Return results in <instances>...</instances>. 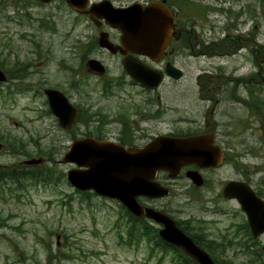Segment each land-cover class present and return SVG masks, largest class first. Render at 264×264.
Here are the masks:
<instances>
[{
    "label": "rangeland",
    "instance_id": "374dc122",
    "mask_svg": "<svg viewBox=\"0 0 264 264\" xmlns=\"http://www.w3.org/2000/svg\"><path fill=\"white\" fill-rule=\"evenodd\" d=\"M115 1L117 4H131L145 0ZM62 3L56 1L53 4L54 18L47 32H43L36 23L32 28L39 35L38 42L49 46L45 51L46 54L49 52L47 63L34 59L31 37L22 35L25 27L15 25L7 18L0 19L1 61L18 59L21 63L33 61L35 65L45 64L33 66L37 70H30V77L25 71L21 73L26 78L18 83L24 85L31 80L34 87H23L20 93H6L5 99L0 95V135L12 136L6 142L0 162L12 165L24 160L26 153L36 157L48 153L47 163L54 166L55 173L54 179L26 180L6 185L3 196H0V264H177L174 252L166 253L154 243L144 240L136 244L121 239L126 220L121 203L94 194H82L62 175L75 167L63 162L62 155L80 129L84 131L85 128L72 132L64 130L56 116L48 110L45 96L40 94L35 97V94L38 88L41 92L45 84L59 87L81 109L87 110L88 118L94 119L100 115L113 118L131 112L129 118L135 122L139 116L134 114V110L142 106L144 114L150 118L142 117L135 124L145 127L146 133L130 130L128 137L135 135L141 141L150 134L185 131L190 124L187 118L192 117V112L197 117L205 111L208 103L198 99L193 82L206 68L205 57L173 56L175 63L183 69L184 76L179 79L180 82H172L167 77L159 90L144 92L135 85L128 91L118 88L113 91L114 87H109L112 91L106 94L96 77L89 76L85 67L83 72L78 68L81 62L77 49L89 48L88 36L93 33V28L86 19L83 20L84 28L78 25L74 28L77 16ZM221 11L216 13L219 18L224 16ZM8 12L13 15L9 8L5 15H9ZM201 23L195 28L200 32L207 31V23ZM80 32L85 33L87 43L84 37L79 39ZM9 50L12 55H8ZM90 53L86 51V58ZM234 63L230 61L229 67ZM112 69L117 74L121 72L119 65L117 70L113 66ZM250 71L249 66L239 69L247 80L250 79ZM71 80L78 81L79 85L76 83L73 86ZM252 91L255 92V89ZM246 95L243 94V97ZM246 101L247 104L233 105L228 101L219 105L221 111L217 118L232 132L229 137L222 136L221 139H228L234 147L223 166L205 170L206 183L203 186H195L185 173L177 178L162 173L158 176L159 180L173 185L171 194L150 202L167 210L176 219L189 221L188 230L205 240L203 242L210 251L207 250L218 258L217 261L232 264L249 263L253 258L252 251L256 254L255 261L260 264L262 258L264 263V238L257 247L255 240L248 235L245 227L247 218L239 203L222 194L223 186L229 179H246L256 190L264 181V0H258V111L254 96H248ZM164 103L166 107L160 112L155 110ZM250 113H258V116L252 117ZM114 127L119 125L111 123L106 128H113V133H116ZM90 129L95 131L93 127ZM115 137L114 134L108 138ZM10 143L13 148H10ZM49 248L59 257L51 258Z\"/></svg>",
    "mask_w": 264,
    "mask_h": 264
},
{
    "label": "flooded vegetation",
    "instance_id": "af4514ba",
    "mask_svg": "<svg viewBox=\"0 0 264 264\" xmlns=\"http://www.w3.org/2000/svg\"><path fill=\"white\" fill-rule=\"evenodd\" d=\"M56 1L63 2V5L65 4L69 10L76 14L78 20L74 28H76V25L84 28L85 19L93 28V33L88 36L89 43H91L88 44L89 48L77 49V56L81 62V65L78 68L83 72L85 67V71H87L89 76L96 77L98 80V84L102 85V88L106 94L109 91H112L111 88L113 87V91L115 88L120 89V91H123L124 89H127L128 91L129 88H132L135 85L137 86V88L142 89L144 92L156 91L152 90L148 86H144L139 82H136L133 77L125 70L123 60L129 56L136 57L140 62L163 71H166L169 62L179 67L173 60V56L175 55L190 56L192 58H199L200 56H202L205 57V60L207 62L206 68H203V70L198 74L197 79L193 82L196 86V90L194 89V92L197 93L196 96L198 97V99H201L206 104H208L206 105L205 111L203 113L200 112L197 117H195L196 113L192 112V117L187 118L188 120H190V124L186 126L185 131L171 130L168 133L150 134V136H146V138L144 137L145 139H142L141 141H139L135 135H133V138H128L130 130L133 133L138 132L141 134V131L142 133H146L145 127H143V129L139 127L138 124H135L138 123L142 117L150 118L146 117V115L144 114L145 111H143L144 107L142 106H139L137 107L139 109L134 110V114L139 116V119H137L135 122L131 121V119L129 118L131 112L125 113V115L123 116L121 114H118L113 118H110V116L104 117L100 115V117L98 116L99 118L97 117V119H94L93 117L88 118L86 115L84 121H80L79 117L77 124L72 128L67 129L66 131L72 132L80 127H84L85 130L83 131L81 128V131L79 130L80 132L78 133L77 137L91 135L100 140H107L109 139L108 137L114 136L115 134V141L134 147L144 146L156 135H209L213 139V144H217L224 149L225 156L234 148L232 143H230L228 139H221L223 138L222 136L229 137L232 132L230 129H226L227 125L225 123L219 121V119L217 118V114L221 111V108L219 107L220 104L228 101H230L233 105L241 103L247 104L246 99L248 96H254L255 105L257 107L256 112L258 111V0H197V2L195 0L139 1L142 2L144 6L154 1L161 2L169 9V13L173 19L174 32L171 36L169 45L160 53H154L153 57L147 54H140L137 52L126 50V47L122 44L121 30L107 23L105 18L100 17L98 11H96L97 13H95V11L92 10L91 5L94 4V2L96 3V1H90L86 6H82L81 10H76L71 7L66 2V0H0V19L4 20L7 18L11 23L26 28L22 35H30L29 37H31L33 43L32 53L34 54V59L36 61L41 59V63L48 62L49 52L46 54L45 51L48 50L49 46H45L40 41L38 42L37 38L39 37V35L37 32H34L32 28L36 23L37 25H40L42 27L43 32L48 31L50 22L52 18H54L53 4ZM109 1L115 6L129 5L117 4L115 0ZM227 4L229 6L225 7ZM8 8L13 13V15H10V12H8L9 15H5V12ZM218 11L224 13V16L220 15L219 18L216 14ZM200 22L207 23V31L200 32L195 28ZM203 23H201V25H206ZM248 25L250 27L246 30V27ZM101 32L108 35L109 40L114 44V47H116L115 51L105 48L100 44ZM83 33L84 32L79 33V39H82L84 37L86 39L85 42L87 43V37L85 36V33L84 35ZM78 45H80V43ZM93 46L94 48H92ZM87 50L91 53L92 51H94V53L92 54V56H90V53L86 58ZM185 51H189V53H186ZM12 54L13 53L11 52V50H9L8 55ZM43 56L45 57V59ZM91 58L97 59L101 62V64L104 66L102 67V70L96 69L91 66V64L89 63V60ZM230 61L235 62L232 67H229ZM27 62L23 61L21 63L18 59H15L12 62L8 59H4L2 62L0 59V70L5 76L4 80H0V95H2L3 98L5 97L6 93H20L22 92L21 88L23 87H34V85H32L31 83V80H28L29 83L24 85H20L18 83L21 82L23 77H25L21 73L25 71L29 73V75H27L28 77H30V70L35 72L37 69L34 70L33 66L39 65L38 63H36L35 65L33 61ZM43 65L45 64H41L39 66ZM118 65L121 67V72L119 74H117V72L112 69L113 66L116 67L117 70ZM81 66L83 68H81ZM248 66L251 68V71L249 72V80L246 79V75L244 73H239V69L241 67L248 68ZM227 67L230 68V70H228ZM215 77L219 79H215ZM171 81L180 82L179 79L173 78H171ZM165 82L166 80H164V82L157 90L162 88ZM76 83L77 85H79L78 81L73 80L72 82L71 80V84L73 86H75ZM188 87L190 88V86ZM247 87V90H241L246 89ZM46 88H57L67 95V93L61 88L45 84L41 92L39 91L40 88L37 89L35 97L43 94V96H45L46 98V102L48 103L46 94L44 92ZM253 89H255V92L252 91ZM245 93H247V97H243V94ZM158 98L160 97L158 96ZM76 106L78 107L79 112H81L80 106L77 104ZM165 107L166 103L161 104V106L155 110L160 112V110ZM250 114L252 115V117L258 116V113ZM111 123H116L119 125V127H114V129L117 130L116 133H113V128H106L108 125H111ZM135 126L140 129L137 130ZM90 127H93L95 131H92ZM80 134L81 136H79ZM11 137L12 136L10 135H0V157L5 147H7L6 142L9 141ZM13 147L14 145L10 143V148ZM25 156L27 158L25 157V159L23 158L24 160H21L18 163H14L12 165H7L0 162V196H3L6 185H16L18 183L17 181L6 180V174L8 170L7 168H9L10 166H30L28 170L29 175H33L34 173L32 171V167L40 166L44 167L43 170H45V158L48 157L47 154L43 153L39 155L43 159L42 164L40 162L33 163V165L26 164V159L36 156L27 153ZM51 162L53 164L56 163L55 161ZM214 169L215 168L200 169L196 165H189L185 166L182 169L179 176H181L183 173H185L186 175V172H188L189 170L200 171L203 175L205 170ZM12 170L14 169H10L11 172ZM258 171H260L259 167ZM162 173L167 174L166 172H160L159 174ZM204 180L206 183L205 178ZM162 183L170 186V189H172L173 187L171 183ZM258 187V194H260V196L264 198V181H261L260 186ZM140 200H143L145 203L151 204L150 202L161 200V198L140 197ZM153 206L155 205L153 204ZM177 220L181 222V226L184 229L188 230L189 221L180 219ZM246 227L247 229H249L247 225ZM251 237L255 240L256 246L258 247V243H261L262 241L260 240L264 238V233L257 237H254L253 235ZM198 239L205 241L202 238ZM260 264H264L262 258L260 260Z\"/></svg>",
    "mask_w": 264,
    "mask_h": 264
},
{
    "label": "water",
    "instance_id": "95a60500",
    "mask_svg": "<svg viewBox=\"0 0 264 264\" xmlns=\"http://www.w3.org/2000/svg\"><path fill=\"white\" fill-rule=\"evenodd\" d=\"M49 1V0H43ZM76 10L86 6L88 0H66ZM98 10H97V9ZM92 10L122 32V44L126 50L147 54L151 57L167 47L174 32L173 19L169 10L159 2L143 6L136 2L125 7H115L110 1L94 3ZM100 44L115 51L116 47L106 33L100 36ZM92 67H104L91 58ZM125 70L137 81L151 88H158L164 79V72L129 56L123 60ZM167 74L175 79L182 76V70L168 63ZM5 76L0 70V80ZM50 109L64 128H71L79 117L77 107L56 88H46ZM223 149L213 144L209 135L185 137L158 136L144 148L126 147L107 140L87 136L73 140L64 153L62 161L75 164L67 171L71 184L80 190H94L97 194L121 201L131 212L150 218L160 224V234L168 243L182 249L198 264H216L212 256L180 228L176 221L162 210L145 206L139 196L152 198L169 194V188L156 180L157 172L168 171L176 177L182 168L196 164L200 168H216L223 164ZM33 158L27 163H39ZM187 176L198 186L204 179L197 170H189ZM226 198H235L245 212L255 237L264 233V199L252 185L244 180H229L223 189Z\"/></svg>",
    "mask_w": 264,
    "mask_h": 264
},
{
    "label": "trees",
    "instance_id": "16d2710c",
    "mask_svg": "<svg viewBox=\"0 0 264 264\" xmlns=\"http://www.w3.org/2000/svg\"><path fill=\"white\" fill-rule=\"evenodd\" d=\"M81 109V108H80ZM80 121H84V118H86L87 110L81 109L80 110ZM88 117V116H87ZM231 153H229L230 155ZM30 166H20V167H14L12 172L10 171L11 168H8L7 174H6V180L7 181H17L18 183H22L25 180L33 179V180H41V179H54V171H51L50 168L44 167H32V171L34 172L33 175L28 174ZM258 169V166L256 167ZM256 170V169H255ZM64 176V173L62 174ZM85 195H90L91 193L89 191L84 192ZM125 210V208L123 207ZM124 217L126 218L124 222V226L122 227L123 233L120 234L121 239H127V242L136 243L138 244L141 241H148L149 243H154L156 247H159L160 249L167 252H174V258L177 264H197L193 259H191L187 254H185L181 249L177 248L176 246L170 245L166 243L162 238L160 237L158 233V227L153 224L150 220H147L146 218L138 217L128 210H125ZM190 236H192L198 243L205 246V242L202 240H199L195 235H193L190 231H186ZM154 249V247H152ZM212 251V249H211ZM253 252V258L250 259L249 263H243V264H258L256 261V254ZM49 254L52 255V257H59L58 255L53 254L52 249L49 248ZM216 257V256H215ZM216 259H218L216 257ZM256 259V261H255ZM218 264H232L228 261H218Z\"/></svg>",
    "mask_w": 264,
    "mask_h": 264
},
{
    "label": "bare ground",
    "instance_id": "6f19581e",
    "mask_svg": "<svg viewBox=\"0 0 264 264\" xmlns=\"http://www.w3.org/2000/svg\"><path fill=\"white\" fill-rule=\"evenodd\" d=\"M32 151V150H31ZM1 194V193H0Z\"/></svg>",
    "mask_w": 264,
    "mask_h": 264
}]
</instances>
